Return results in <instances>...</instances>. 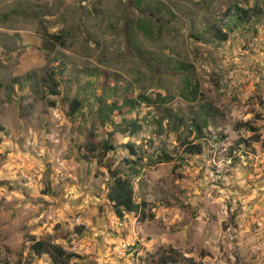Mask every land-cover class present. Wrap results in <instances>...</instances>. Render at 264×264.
Instances as JSON below:
<instances>
[{"label":"rangeland","instance_id":"1","mask_svg":"<svg viewBox=\"0 0 264 264\" xmlns=\"http://www.w3.org/2000/svg\"><path fill=\"white\" fill-rule=\"evenodd\" d=\"M0 124V264H264V0H0Z\"/></svg>","mask_w":264,"mask_h":264},{"label":"trees","instance_id":"2","mask_svg":"<svg viewBox=\"0 0 264 264\" xmlns=\"http://www.w3.org/2000/svg\"><path fill=\"white\" fill-rule=\"evenodd\" d=\"M244 16L248 15L247 10H241ZM150 25L146 23L142 29L149 28ZM49 38H53L58 42H61L62 36L46 33ZM215 37L220 41L227 40V34L222 32L220 28L214 29ZM79 101L73 100L71 102V111L76 112L79 109ZM2 126L0 124V130ZM132 154H135L133 151V146L128 145ZM112 146L109 145L105 148L106 151L111 149ZM196 145H187L186 150L189 153H194L196 150ZM199 150V149H198ZM105 151V152H106ZM130 163V162H129ZM109 200L112 202L113 211L118 218H123L125 213L137 212L139 205L134 200V192L129 180L120 177L118 174H113V182L111 184V189L108 194ZM31 250L36 255L47 254L52 264H68L69 260L74 256L72 253H67L61 246L52 243L47 239L37 240L32 246ZM185 259L177 251L171 249L170 253L164 254L158 259V264H175L180 260ZM189 260V259H186Z\"/></svg>","mask_w":264,"mask_h":264}]
</instances>
